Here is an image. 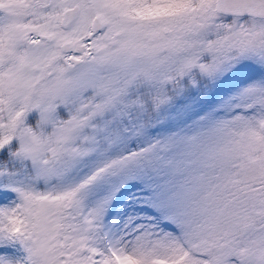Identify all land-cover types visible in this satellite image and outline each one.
Listing matches in <instances>:
<instances>
[{
  "label": "snow or ice",
  "instance_id": "6c2138e0",
  "mask_svg": "<svg viewBox=\"0 0 264 264\" xmlns=\"http://www.w3.org/2000/svg\"><path fill=\"white\" fill-rule=\"evenodd\" d=\"M0 264H264V0H0Z\"/></svg>",
  "mask_w": 264,
  "mask_h": 264
}]
</instances>
